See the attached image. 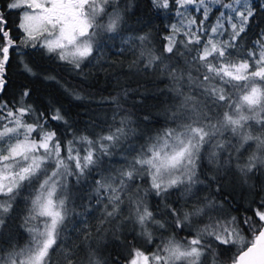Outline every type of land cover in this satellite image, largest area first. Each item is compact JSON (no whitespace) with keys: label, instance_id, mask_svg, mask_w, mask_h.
I'll return each mask as SVG.
<instances>
[{"label":"snow or ice","instance_id":"snow-or-ice-1","mask_svg":"<svg viewBox=\"0 0 264 264\" xmlns=\"http://www.w3.org/2000/svg\"><path fill=\"white\" fill-rule=\"evenodd\" d=\"M150 4L181 18L167 26L159 49L150 32L130 28L132 0L0 6V264H264V183L259 191L254 183L264 177V28L244 47L264 0ZM116 40L128 46L121 53L132 52L127 67L142 80L136 87L118 80L84 130L60 108L35 109L27 88L4 99L12 55L32 76L29 49L83 74L94 62L101 70L117 63L109 56ZM44 79L60 84L54 75ZM130 97L144 109L140 117ZM149 98L161 100L162 123ZM233 176L253 197L239 216L226 203ZM110 246L121 251L106 256Z\"/></svg>","mask_w":264,"mask_h":264},{"label":"trees","instance_id":"trees-1","mask_svg":"<svg viewBox=\"0 0 264 264\" xmlns=\"http://www.w3.org/2000/svg\"><path fill=\"white\" fill-rule=\"evenodd\" d=\"M126 0H122V3ZM135 7L132 9V13L129 15V26L131 29L148 31L153 36V44L159 49L163 43H165L162 37L168 33V25L176 21L174 13L157 12L152 8L150 0H132ZM213 15L210 16L208 23L213 22ZM141 23H137V21ZM264 28V14L259 13L255 17V22L250 24V29L245 40L244 47L251 46V42L258 36L260 29ZM125 36L135 35V31H126ZM111 52L109 56L112 61L117 63L112 64L111 67L107 63L101 65L95 62L87 67H83V74H78L76 71L70 70L69 66L62 64L61 62L54 60L53 58L43 54L41 51L27 50V55L24 59L31 65L33 71L36 73L35 76L26 73L19 59L16 55H12L10 58L9 65L7 66V75L9 79L8 91L4 96V99L12 101L18 97L20 92L27 88L30 90V96L27 102L31 103L32 106L38 111L48 113L51 108H60L61 111L66 115L67 119L72 123V127L76 131H82L86 128L89 122V118L98 114L102 111L97 107L98 102L102 97L115 95L116 91L119 90L117 81L120 84H131L132 87L137 86V80L142 78L133 76L127 65L133 59L131 51L121 53L120 48H127V45L121 43L120 40H116L110 44ZM122 62L123 67H120ZM54 75L60 81L57 84L53 81L44 79L45 75ZM148 85L149 88L153 87L151 80L143 81ZM159 87H164L163 81L155 82ZM75 89L81 96L86 97L82 100L75 99L71 94V90ZM163 97H161V100ZM161 100H153L149 98V106L152 108L153 113L158 116L162 123V116H159L157 110L162 107ZM129 107L132 108L133 114L136 117H140L144 109H141L139 105H133L131 97L129 98ZM53 128H56L58 133H62L64 130L63 124H57L54 121L49 122ZM159 126V125H158ZM91 130V129H90ZM99 129H97L98 131ZM119 157H113V161H119ZM113 166H118L114 164ZM207 172V165L205 166ZM70 179V187L75 190V180ZM254 183L257 185L256 191L260 190V185L264 183V177H256ZM226 192L228 205H235L240 208L239 212L233 214L239 216L243 211V208L247 206V202L251 200L252 194L248 186L243 185L238 177H231L226 186ZM207 192H201L200 195H206ZM264 194V193H262ZM173 200H178L179 197L173 196ZM182 202V201H181ZM21 207L25 201L21 200ZM152 206H155V200L150 199ZM178 206V205H177ZM93 223L95 221H92ZM136 244L138 247L151 248L150 245H145L143 241L137 240ZM121 249L116 247H109L105 252L106 256H114ZM231 252L225 253V258L231 256Z\"/></svg>","mask_w":264,"mask_h":264},{"label":"rangeland","instance_id":"rangeland-1","mask_svg":"<svg viewBox=\"0 0 264 264\" xmlns=\"http://www.w3.org/2000/svg\"><path fill=\"white\" fill-rule=\"evenodd\" d=\"M189 14H190V15H194V16H196V18H197L198 20L201 18L200 13H196V12H191V11H190V13H188V14H186V15H189ZM211 15H213L212 17H213L214 20H213L212 23H214V22H215L216 15H218V13L214 11ZM211 15H210V16H211ZM209 18H210V17H209ZM180 19H181L180 17H177V16H176V21H175L174 23H178V21H179ZM212 23H211V24H212ZM25 195H27V193H26ZM21 208H22V207H21Z\"/></svg>","mask_w":264,"mask_h":264},{"label":"flooded vegetation","instance_id":"flooded-vegetation-1","mask_svg":"<svg viewBox=\"0 0 264 264\" xmlns=\"http://www.w3.org/2000/svg\"><path fill=\"white\" fill-rule=\"evenodd\" d=\"M4 0H0V6H3ZM12 19H15V17H11Z\"/></svg>","mask_w":264,"mask_h":264}]
</instances>
